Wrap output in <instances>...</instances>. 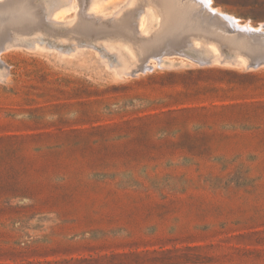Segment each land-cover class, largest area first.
I'll list each match as a JSON object with an SVG mask.
<instances>
[{"label":"rangeland","instance_id":"1","mask_svg":"<svg viewBox=\"0 0 264 264\" xmlns=\"http://www.w3.org/2000/svg\"><path fill=\"white\" fill-rule=\"evenodd\" d=\"M13 1L0 264H264V30L257 68L195 38L141 63L136 41L164 34L147 0ZM206 1L264 24V0ZM127 14L133 37L115 31Z\"/></svg>","mask_w":264,"mask_h":264},{"label":"bare ground","instance_id":"2","mask_svg":"<svg viewBox=\"0 0 264 264\" xmlns=\"http://www.w3.org/2000/svg\"><path fill=\"white\" fill-rule=\"evenodd\" d=\"M22 4L29 5V9L34 11L36 6L29 4L33 0H21ZM35 1V0H34ZM148 2L156 5L159 8L161 16V28L164 34H159L152 39H141L137 40L136 43L140 46L137 52V58L142 63L146 58L151 57L156 51L161 47L173 48L181 47L186 43H191L192 39H202L210 41L217 47L222 48L228 53H233L236 57H245L250 60V62L263 61V58L256 60L255 55H257L256 47L252 45V38L261 39L258 37V33L261 34L264 30V24L257 27L242 26L237 21L232 18V16H227L222 12H219L212 8L211 3L206 0H147ZM182 2L184 8L182 10H175V3ZM175 2V3H172ZM211 2V1H210ZM13 0H3L0 1V14L11 12L12 7L15 5ZM187 6L191 8V12L187 10ZM190 12V13H189ZM193 17L194 22L191 27L188 24L177 23V25H172L171 21L174 17H179V15L186 18V15ZM133 22L132 15L127 14L120 23L115 31L118 35L133 37L132 26ZM231 27L233 32L242 31L244 36H234L227 34L221 29V26ZM84 24H81L78 28L79 32L83 31ZM174 26V28H173ZM174 30L168 33V31ZM203 32L197 37H183L187 32ZM17 34H24V32H18ZM183 34V35H182ZM15 34L9 33L7 37L0 41V51L3 49L5 43L10 41L11 37ZM261 46L264 47V39L259 42ZM256 48V49H255Z\"/></svg>","mask_w":264,"mask_h":264},{"label":"water","instance_id":"3","mask_svg":"<svg viewBox=\"0 0 264 264\" xmlns=\"http://www.w3.org/2000/svg\"><path fill=\"white\" fill-rule=\"evenodd\" d=\"M259 66H262V63L260 62H255V63H250L249 68H257Z\"/></svg>","mask_w":264,"mask_h":264}]
</instances>
